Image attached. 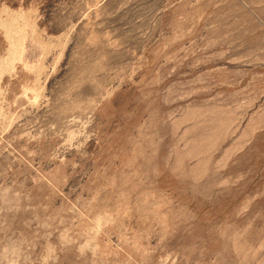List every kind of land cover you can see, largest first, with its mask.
<instances>
[{
    "label": "rangeland",
    "instance_id": "rangeland-1",
    "mask_svg": "<svg viewBox=\"0 0 264 264\" xmlns=\"http://www.w3.org/2000/svg\"><path fill=\"white\" fill-rule=\"evenodd\" d=\"M0 264H264V0H0Z\"/></svg>",
    "mask_w": 264,
    "mask_h": 264
}]
</instances>
